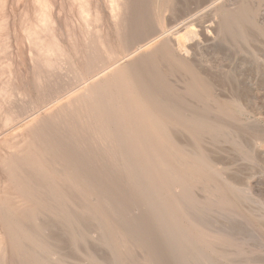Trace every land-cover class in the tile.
Here are the masks:
<instances>
[{"label": "rangeland", "instance_id": "1", "mask_svg": "<svg viewBox=\"0 0 264 264\" xmlns=\"http://www.w3.org/2000/svg\"><path fill=\"white\" fill-rule=\"evenodd\" d=\"M1 2L0 79L4 82L0 81V106L4 114L13 118V128L9 129L0 119V157L12 153L14 158L17 153L18 157H25L9 144L20 133L31 137L32 130L28 129L43 128L45 122L50 131L55 129L50 133L54 134L52 139L59 137L56 141L66 147L72 143L73 147L69 144L68 149H73L71 156L75 154L74 162L80 165L69 167L65 161L62 163L59 151L44 150L43 156L49 152L44 157L51 160L49 171L54 169L55 176L50 179L26 164L24 157H16L20 162L24 160L22 165L18 163L21 167L27 166V170L19 169L17 164L18 172L24 169L18 173L19 179L23 182L25 175L30 178L26 177L24 183L31 181L29 185H34L36 197L23 208L3 195L0 203L14 220L11 227L13 232L17 230L18 237L14 238L16 246L14 242L12 246L7 233L11 227L4 228L0 222V264H264V0H219L213 6L214 11L213 7L207 10L211 15L214 12V22L207 23L206 30L202 31L197 24L179 27L181 34L193 29L196 35L192 33L185 42L188 52L174 50L175 56L187 58L182 59L205 78L208 90L202 95L206 97L186 93V80L191 78L186 73L170 76V82L188 104L185 107L188 110L180 107L183 114L189 117L191 113L195 118L197 111L204 118L198 115L200 120L214 126L208 128L206 124L198 131L171 126L183 150L190 152V158L196 154L206 160L212 174L208 181L197 179L194 185L180 174L182 179L178 180L177 164L164 163L163 156L157 158L166 167H162V176L159 173L160 177L151 179L147 164L129 148L128 136L118 122H110L112 126L105 121L103 127L104 124L87 118L83 103L92 100L91 83L103 82L111 71L90 83L84 80L83 70L82 73L72 69L73 63L85 53L84 39L88 34H102L109 39L117 56L125 54L116 44L114 20L106 0H91L90 19L83 16L85 12L81 13L76 0ZM169 11L165 10L163 0H150V16L157 27L171 15ZM33 28L47 41L58 42L62 53L57 55L55 50H49L46 53L49 57L43 54L39 42L32 38ZM68 35L77 42L78 50L73 48ZM160 42L142 48L122 62L157 50ZM94 46L92 50L100 49ZM106 56L101 59H108ZM28 115L31 116L22 120ZM102 115L104 118L105 113ZM98 125L103 129L98 130ZM192 132H198V136ZM66 147L65 153L71 154ZM52 152L57 154H53L54 161ZM80 155L86 167L78 159ZM181 156L187 161L189 153ZM81 165L85 167L83 178L80 177L83 181L75 176L76 167L79 169ZM166 177L168 181L163 179ZM160 179L168 182L165 187H159ZM77 182L84 189L75 185Z\"/></svg>", "mask_w": 264, "mask_h": 264}, {"label": "bare ground", "instance_id": "2", "mask_svg": "<svg viewBox=\"0 0 264 264\" xmlns=\"http://www.w3.org/2000/svg\"><path fill=\"white\" fill-rule=\"evenodd\" d=\"M76 1L79 2L78 5H80V9L82 11L81 13L84 14V12H85V15H83V16H85V18L90 19L88 12L90 10L89 8H90L91 0H76ZM106 1L109 5L108 9H110L111 15H112L113 20H114V28L116 29V32H115V34H116L115 37H116V41H117L116 44H118L119 47H121V49L124 50L123 53H125V54H124V56H119V54L117 53L118 54V56H117L116 53L114 52L115 50H112L110 47L111 44L109 42V39H107V37H103L102 34H100L98 36H91L90 34H88L87 37L85 36L86 37L84 39V41H85V43H84L85 44V46H84L85 51L84 52L85 53H83V57L78 58L73 63L74 68L72 67V69L73 70L77 69V71L83 70L84 74H85V75L83 74L84 80L87 82L93 81L97 78L99 80V77L102 74H105V73L108 74V72L111 71L110 75L106 74L107 77H103L104 78L103 82L100 81L98 84H94L93 82L92 83L90 82L91 83V86H90L91 90L89 91V93L90 94L92 93V100L90 102L85 103V104L83 103V107L86 110V113L88 114L87 118L90 120V122H100L102 124H104L103 122H105V121H106L105 122L106 124H108V122L109 123L110 122L111 123L118 122L119 126H121L120 129L122 130V132L128 136L127 138H128L129 148H131L133 150L135 155L142 157L143 160L145 161L144 163L147 164L148 172L150 175L149 177H151V179L152 178L155 179L157 177H160L159 173L161 172V170H163L162 167H165V166H162L163 164L161 162L160 163L162 165L157 161V158L160 156L165 157L164 158L165 160H163L164 163L166 161H167V164L170 162L169 165L172 163L173 164L176 163L177 168L180 169V172L177 169L178 170V172L176 173L177 176L180 174V176L181 175L183 176L182 178L188 177L187 179H190V181H188V182L193 183L197 179H204V180L206 179L207 180V179L212 178V174L209 172L210 170L208 169L206 160L201 159L198 156H195L196 154L191 155V158H192L191 159L190 158V152H187V151L185 152L184 151L185 149L183 150L181 143L179 141H177L172 134L171 126L180 125V126H183L186 128H190L193 131H198L200 128L202 129L201 126L206 125L209 121L207 122L204 120L205 121L204 122L203 121L204 118L202 117V115L200 116L199 114H197V111H196L197 117L199 115L200 118H203V119L200 120L199 117H198V119H197V117L193 118L191 113H190L189 117H188V114H185V113L183 114L184 110H188V109H186V108H188V107H186L187 103H185V101H183L184 98L183 99L180 98V96H181L180 92L181 91L179 92V90L176 89L177 87L175 88L176 85L172 86V84L170 82L171 78H169V77L172 75H179V76L181 75L182 76V73L184 76V74L186 73L187 76L189 75L191 78L188 81L186 80L185 90L187 92L182 88L183 91H185L187 94L189 93L188 95H191V94L194 95L195 94V96L197 95L198 97L207 92V90H208L207 83L208 82H206L205 78L201 77V75L197 72V70L195 68L192 67V65L190 63L184 62L183 59H185V57L183 58L181 56L183 58L182 59V58L175 56L176 52H174V50L177 51V50L183 49V50L187 51V45L185 43L186 40L191 39L192 33L194 35H196L193 29H190V30L184 32L183 34H181V33H179V27L181 28V26L187 27L188 25H191V24H197L199 27L202 28V31L206 30V24L210 23L212 25L214 22V17L212 16L214 14V12H212L213 14L211 15L210 10H209L210 13L207 12V10L210 9L211 7H213L219 0H183L182 4H180L181 0H163L165 10H170L169 12L171 15L169 17L166 16L167 18H164V21L162 22L163 25L158 26V27L155 25L152 17L150 16V0H127V1L122 0V2H124V3H121V1H119V0H106ZM0 4H2V2ZM94 6H95V4H94ZM213 9L215 10L214 7L212 8V11H214ZM97 11H99V10L97 9ZM44 12H46V10ZM45 16H47V12H46ZM96 19H97V17H96ZM96 19H94V20H96ZM97 21H98V19H97ZM29 28H31V27H29ZM30 32H32V34L34 35V37H32V38L36 39L35 42H39V44H40L39 47L41 48V52L43 54L48 53L49 50H55L56 51L55 53H57V55H60V53H62V51H61L62 49L60 48L58 42L47 41V39L42 38V36H40L38 34V33H40L39 30H36V28L35 29L33 28V30L31 29ZM105 35L107 36V34H105ZM68 38L72 42L73 48L78 50L77 45H76L77 42L74 43V41H72L73 40L72 36H70V35H68ZM158 40H161V42H160L161 45L158 48H156L157 50H155L149 54H146V55L137 56L131 62H127V63L122 62V60L125 57L128 58L129 56L133 55L134 53L139 52V50L141 51L142 48L149 46L150 44H152ZM91 44H93V46L96 45V46H94V48L95 47L97 48V46H98V48H100L101 50L100 49L97 50L96 48H95L96 51L92 50L91 47H93V46ZM191 45H192V43H191ZM189 46L190 45H188V48H189ZM39 47H38V49H40ZM190 47H192V46H190ZM101 51L108 56V59H106V60L101 59V56L104 55V54L102 55ZM46 56H48V55L46 54ZM186 59H185V61H187ZM49 60H51V59L49 58L48 61ZM49 64H52V63H49ZM97 66H99V67H97ZM77 71H75V72H77ZM83 71H82V73H83ZM0 78H1V75H0ZM0 81L4 82L1 79H0ZM181 81H183V80H181ZM184 81H183V83L185 84ZM90 87H89V89H90ZM179 88L180 87H178V89ZM202 96H204V95H202ZM204 97H206V96H204ZM58 100H59V98L54 100V101L56 102ZM77 100H79V99L77 98ZM87 101H89V100H87ZM10 104H11V105H9V106H11L10 110L13 111V107H14L13 102L11 101ZM75 105L78 108V106H77L78 104H75ZM181 106L184 108L186 107V108L185 109L183 108L184 110L182 111V110H180V109H182V108H180ZM83 107H81V109ZM218 110H221V109H218ZM223 110H225V109H223ZM72 111L75 112V109H72ZM83 111L80 110V112H83ZM76 113H77V111H76ZM76 113H75V115H77ZM103 113H105L104 118L102 117ZM81 114H83V113H81ZM196 115H194V116H196ZM30 116L31 115H28L27 117L24 116V118L22 120H24V119L26 120ZM70 116L72 119L73 115L71 114ZM82 117H84V115ZM0 119L3 120L7 126L9 125L8 126L9 129L13 128V118L9 114L3 113L2 107L0 108ZM81 119H80V122H83V120L81 121ZM83 119L86 121L85 117ZM103 119H105V120H103ZM51 120H52V118H51ZM67 121L69 122V119ZM71 121L73 122V119ZM50 122H52V121H50ZM68 122H67V124H68ZM74 122H76L75 119H74ZM53 123H54V121H53ZM209 123H211V122H209ZM51 124H50V126H51ZM62 124H63V122H62ZM77 124H79V123H77ZM48 125L49 124L45 125V122H44V124L42 125V126H44L43 128H41L40 126L34 125L36 127L35 129L33 127H32L33 129H31V128L28 129V131L32 130V132H30V133H32L31 137H28V135L27 136L25 135L26 136L25 137L24 134H21V133H20V135H18V134L15 135L16 137H14V135H12V137H14L15 139L12 140L13 142H11L9 144V147L11 149L14 148L16 150V153H17V151L20 152L21 155L24 153L25 157L23 155L20 157V155H19L20 159L22 157H24L26 164H28V165L30 164L31 168L35 167L36 170L38 169L39 172L41 171L42 175H45L46 177L49 176L51 179L52 177L55 176L54 175V169H51V170H53L52 172L49 171L50 165H49L48 161H51V160H48V158L44 157V156H47V154L49 152L46 155L44 154V156H43L44 150H49L50 152L54 151L56 153L59 151V153H58V154H60L59 157L63 159L62 163L64 164V161H65V164L69 167H73L74 166L73 164H76V166H77V163L74 162V160H76V158L75 159L73 158L75 154L73 153L74 154L73 157L71 156L72 155L71 151L73 149H70L71 151L68 149L69 146H71V148L73 147L72 143L71 144L69 143L70 145L68 144L69 146L67 145V147H66V146H64V143L62 144V143H60V141L59 142L56 141V139L58 140V138H59V137L58 138L55 137L56 133L54 136L55 139L54 138L52 139L53 136H51V135L53 133L51 135H50V133H51V131L54 132L55 129L53 126H51V128L53 127V130L51 129V131H50ZM53 125H55V124H53ZM45 126H48V127H45ZM210 126L214 128V126H212V125L208 126V124H207L208 128ZM101 127L98 125V128L97 127L96 128L99 130V129H101ZM103 127H105V124ZM103 127H102V129H103ZM55 128H56V125H55ZM57 128L59 129V127H57ZM61 129H62V126H61L60 130ZM78 130H76L75 132L77 133ZM94 130L92 129L91 131H94ZM87 131L90 133L89 130H87ZM109 131H111V130H109ZM97 132H99V131H97ZM101 132L98 133L97 135L101 134ZM79 133H81V132H79ZM105 133H103V134H105ZM107 133H108V135H110L109 134L110 132H108V130H107ZM192 133H194V132H192ZM194 134L198 136V132H197V134L196 133H194ZM78 135L79 134L77 133L76 136H78ZM85 137H87V136H85ZM110 137L111 136H109V138ZM87 139H88V137H87ZM69 141H71V140H69ZM73 141H75V140H73ZM85 141L89 142L87 140H85ZM34 144L36 146H34ZM38 144L40 146H37ZM90 144H88V145H90ZM61 145H63V148H64V153H62V154L60 153V151L61 152L63 151L62 150L63 148ZM65 147H66L67 151L68 150L70 151L71 154L65 153ZM74 150H75V148H74ZM191 151H192V149H191ZM83 152H84V149H83ZM56 153L54 154L52 152L53 161H54V155L55 156L57 155ZM186 153H189V158L187 159V161H183L185 159H182L181 155L182 154L186 155ZM191 153H193V152H191ZM12 154L10 156L8 155L9 157L6 155H4V156L2 155L3 157L2 156L0 157V202L3 203L2 197L5 194L4 196H6L8 198L7 201L14 202V203L16 201L17 203H20V205H22V206H20L18 204L19 207L24 208L26 206V204L34 201V198L36 197L35 196L36 193H35V190L33 188L34 185H31V186L29 185V184H31V181L30 182L27 181L24 183L25 178L28 176H26V175H25V177L23 176L24 181L23 182L20 181V179H19L20 176H18L19 175L18 173L23 172L27 166L24 163V165L26 167H24V166L21 167L24 160H21L22 162H20V159L19 160L16 159V157L19 158L18 157L19 153H17L15 158ZM134 154H133V156H135ZM81 156L82 155H80V158H78V157L77 158L80 160ZM60 158H57V159H60ZM96 158H98V157H96ZM49 159H50V156H49ZM178 160L180 163H178ZM80 161L82 162L81 164L83 166H85V164H83L84 161H82V160H80ZM95 161H96V159H95ZM55 162H57V161H55ZM18 163H20V164L22 163V164L19 165ZM51 163H53V162H51ZM84 163H86V162H84ZM17 164H18V166H20L19 169L20 168H24V169L23 170L21 169L22 171L20 170L18 172L19 169L17 168ZM79 165L77 167H79ZM82 165H81L82 168L80 167L78 169L76 167V172H75L76 175L75 176H78V178H80L81 175H83V173L85 171L86 166L83 167ZM29 167H28V169H29ZM69 167H67V168H69ZM73 168H75V166ZM26 170H27V168H26ZM29 171L32 172L33 170L29 169ZM74 171H75V169H74ZM148 172H147V174H148ZM36 174H34V176H36ZM160 174L162 176V173H160ZM29 176H30V173H29ZM32 176H30V177H32ZM81 178H83V176ZM179 178H181V177L178 176V180H179ZM27 179L30 180L29 177ZM163 179L167 180V177L163 178ZM163 179H162V181H161V179L159 180V183H158L159 187H165V184L168 183V182L165 183V181ZM175 180H177V178ZM52 181L55 182V179H53ZM169 181H171V180H169ZM57 184H59V183H57ZM76 184L78 186H81L78 182L75 183V185ZM194 184L195 183H193V185ZM35 185H36V183H35ZM155 186H156V183H155ZM196 186H197V184H196ZM82 187L84 189V185H82L81 188ZM86 187H87V185H86ZM44 189H45V187H44ZM157 189H158V187H157ZM47 197H49V196H47ZM71 200H72V198H71ZM44 201H45V199H44ZM1 203H0V222H1V225L4 228H8L9 226L11 227V225L13 226L14 220L7 213V211L3 208ZM40 204L41 203H39V205ZM28 205H30V204H28ZM51 208H52V206H51ZM23 210H25V209H23ZM29 210H27V211H29ZM15 223H17V222H15ZM11 228L7 229V233L9 235L8 241H10V244L12 242V244H11L12 246H13V242H14V245L16 246V243L14 241L16 239H14V238L16 236L15 234H18V233H17V230H15L13 232L14 229H13V227H11ZM21 228L19 226V229H21ZM1 230H3V229L1 228ZM16 237H18V235ZM31 237H33V236H31ZM37 239L39 240V238H37ZM0 240H2V239L0 238ZM31 241H32V239H31ZM39 246H40V244H39ZM20 250H22V249H20Z\"/></svg>", "mask_w": 264, "mask_h": 264}]
</instances>
